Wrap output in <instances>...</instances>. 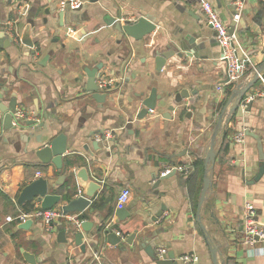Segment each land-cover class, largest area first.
I'll list each match as a JSON object with an SVG mask.
<instances>
[{
    "label": "crops",
    "instance_id": "crops-1",
    "mask_svg": "<svg viewBox=\"0 0 264 264\" xmlns=\"http://www.w3.org/2000/svg\"><path fill=\"white\" fill-rule=\"evenodd\" d=\"M62 1L0 0V31L11 27L16 35L10 45L0 42V102L6 106L12 98L16 101L14 128L3 130L0 114V264H30L27 256L34 264H156L138 247V238L146 235L153 236L157 248L172 252L178 263L194 254V264H213L214 251L217 264H264V240L253 247L240 241L244 203L252 205L257 224L264 228V172L255 180L262 161L254 137L264 156V0H245L234 20V47L254 66H262V80L243 96L251 97L247 107H238L216 136V156L207 173L211 184L199 220L195 210L203 159L230 97L221 47L200 9L206 0H82L80 8L67 5L61 20L57 13ZM209 1L229 25L233 0ZM107 15L121 24L147 17L155 29L134 40L106 24ZM28 23L31 38H38L33 55L20 43ZM183 42L188 46L184 52ZM168 47L178 48L182 56L174 53L157 71L154 54ZM46 55V64L40 65ZM99 62L96 83L106 94L102 103L86 92L84 72ZM251 72L246 63L238 82L252 78ZM182 91L190 95L176 103L175 95ZM152 96L153 109L137 119ZM169 106L174 110L168 111ZM241 130L253 135L234 142ZM58 133L66 136L68 147L61 171L35 153ZM94 141H100L98 149ZM184 166H190L187 174L176 170L162 177L166 169ZM82 167L101 187L83 213L69 214L83 215L81 223L92 224L89 233L80 227L72 230L63 218L52 231L39 220L27 229L5 222L7 216L40 206L36 198L17 205L20 191L37 178L55 185L50 192L63 195L53 207L61 209L81 194L75 172ZM123 189L130 196L119 204ZM121 207L128 211L123 221L114 214ZM161 207L164 211L155 218ZM61 231L65 243L58 239ZM107 231L120 241L108 244ZM75 232L83 233L84 251L74 243Z\"/></svg>",
    "mask_w": 264,
    "mask_h": 264
},
{
    "label": "water",
    "instance_id": "water-1",
    "mask_svg": "<svg viewBox=\"0 0 264 264\" xmlns=\"http://www.w3.org/2000/svg\"><path fill=\"white\" fill-rule=\"evenodd\" d=\"M96 0H90V2H95ZM69 2L66 1L65 5L61 8V10L57 13V17L59 19H63V16L67 13L69 10ZM80 8V7H78ZM105 22L108 25H113L114 29L117 32H123L127 36L133 38L134 40H140L142 37L150 34L155 29V24L148 19L147 17H141L136 21L133 22H127L125 21L123 24H121L119 21H116L115 18L106 16ZM60 26H63L62 23H59ZM230 29L229 32L232 34L234 32L235 27V21L232 20L230 22ZM30 29H31V23L26 24L24 27L22 34L20 36V43L26 47H28L31 50V54L33 55L35 53V45L38 41V38H31L30 36ZM0 42H6L8 45L11 44V39L7 37L4 32L0 31ZM183 46V52L187 49L188 46H185V42L182 44ZM185 47V48H184ZM180 56H182L181 50L179 51L178 48L173 49L168 47L167 50L164 51H157L154 54L155 59V68L157 71H160L165 60L168 59L170 56H172L174 53H176ZM220 58H222V49L220 51ZM49 56L46 55L40 60V65H45L46 61L48 60ZM264 65V62H263ZM102 68V63L99 62L96 64V66L92 69L84 68V72L86 74L87 80H86V92L90 93L92 98H94L98 103H102L105 99L106 94L103 93L98 89L97 86V79L100 78V69ZM262 66H259L256 68V73L251 72V77L249 80L240 81L238 82L234 89L232 90V93L230 97L228 98L225 106L223 107L221 114L216 122V125L213 129L209 147L207 150V154L204 161V175L202 178V187L200 189L198 201L196 204V210H195V217L199 220L200 217V210L201 205L204 201L205 194L207 190L210 188V179L207 175L209 170L214 164L216 152L214 150L216 136L219 131L222 130V123L228 124V122L231 119V116L236 112L238 108L239 102L242 100L243 96L248 92V90L256 83L258 79V74H261L262 72ZM227 81V78L225 79V82ZM194 93V92H192ZM189 93L187 91H182L179 94L175 95L174 101L176 103H179L183 98L189 97ZM2 98V95L0 94V99ZM153 100L154 96H152L149 100L143 102V108L140 110V112L137 114V119L143 118V116L147 113L148 110L153 109ZM15 99H11L10 102L4 106L0 102V114H2V128L3 130H11L13 127L12 125V117L13 112L15 111ZM168 111L174 110L173 106H169ZM44 116V115H43ZM169 117V116H168ZM45 118V116H44ZM43 124L38 125V129L41 128ZM225 131H222V135H225ZM245 135L252 136L253 134L250 133L248 130L245 131ZM258 142V150L261 153L260 160L262 161L261 166L259 167L258 174L255 177V180H258L262 173L264 172V156L262 155L261 151V145L259 139L254 136ZM100 140H104V136L101 137ZM100 145V141H94L92 143L93 148L98 149ZM67 147V138L63 133H58L57 135L46 139V144L42 147L36 150V155L44 162H50L52 163L55 168L58 171H61L62 168V156L66 153ZM260 155V154H259ZM175 169L172 171L164 174L162 177H169L175 173ZM76 182L78 187L81 189V194L78 195L76 198H73L68 201L67 204L61 206V210L64 214L68 213H83V211L90 206L91 201L90 198L93 197V194L100 189V185L98 183L93 182L84 167L79 168L75 172ZM55 185L52 187H49L48 182L43 178H37L30 182L28 185H26L19 193L17 198V205L22 206L27 202L33 201L34 198L37 199L40 203V207L42 210H48L54 207L60 200L62 199V194H56L50 192L51 189H54ZM66 191L70 190V187L67 186ZM164 211V207H161L159 212H157L156 217L158 218L162 212ZM115 216L118 220L123 221L128 216V211L126 208L121 207L115 210L114 212ZM32 224L31 220H26L22 223H20V227L22 229H27ZM80 228L82 232H90L92 228V224L90 222H82L80 225ZM82 232H75L73 235L74 243L76 246H79V248L84 251L85 244L83 243V233ZM106 241L110 245H115L120 241V238L116 236L114 232H106L105 235ZM134 238V233L130 234V236L126 240V244H131L132 239ZM58 239L59 241L65 243V232L61 231L58 233ZM153 236L152 235H146L141 236L138 238L137 243L138 247L141 249H144L145 252L150 256V258L154 259L156 264H182L177 262V259L172 254V252H163L161 255H158L155 244H153ZM147 242V244H145ZM145 244V245H144ZM213 253V264L216 263V257ZM26 262L30 264H34L35 260L32 256H27L25 259Z\"/></svg>",
    "mask_w": 264,
    "mask_h": 264
},
{
    "label": "built area",
    "instance_id": "built-area-1",
    "mask_svg": "<svg viewBox=\"0 0 264 264\" xmlns=\"http://www.w3.org/2000/svg\"><path fill=\"white\" fill-rule=\"evenodd\" d=\"M68 1L70 5L77 8L82 4V0H63L61 5H64ZM245 0H233L234 12L232 15L233 20H237L243 9V4ZM200 9L203 13L205 21L212 26L214 29L218 43L222 49V59L226 63V78L227 84H237L239 78L244 70V65L247 63L251 68L252 73H256V66L251 63V60L247 56H240L236 48L234 47L235 35L234 32L231 34L229 32L230 25L224 23L215 9L214 5L209 1H203L200 5ZM6 36L16 41V35L14 34L11 27L2 30ZM258 79H261V74H258ZM262 80V79H261ZM100 87L103 85L100 84ZM221 91V88H218ZM264 96V93L261 94ZM251 97L243 98L238 107L243 109L246 108ZM17 117L21 114L16 113ZM244 138V130L238 132L234 137V142H242ZM175 170H180L182 173L187 174L190 166H184L180 168H174ZM170 172V169H166L162 174ZM130 196V191L128 189L121 190L117 201L119 204H124L128 201ZM243 229L241 236V243L245 246L253 247L259 242L264 240V228L260 227L255 219V211L250 203L246 202L243 204ZM65 219V222L70 224L72 230H76L80 227L81 219L79 215L64 214L60 208H51L48 210H42L38 204H34L31 210L28 211H18L14 216H7L5 222H16L22 223L26 220H39L46 231H52L54 226H56V221L60 219ZM165 252L162 248H158L157 253L161 255ZM182 264H194L197 261V256L194 254L185 255L179 258Z\"/></svg>",
    "mask_w": 264,
    "mask_h": 264
},
{
    "label": "trees",
    "instance_id": "trees-1",
    "mask_svg": "<svg viewBox=\"0 0 264 264\" xmlns=\"http://www.w3.org/2000/svg\"><path fill=\"white\" fill-rule=\"evenodd\" d=\"M257 81H258V79H257ZM256 81V82H257ZM256 84V83H255ZM234 87H235V84H227V89H226V97L227 96H229V95H231V93H232V90L234 89ZM199 162L196 160L195 162H194V165H196V164H198ZM193 166V165H192ZM84 216L83 215H81L80 216V218H83Z\"/></svg>",
    "mask_w": 264,
    "mask_h": 264
},
{
    "label": "flooded vegetation",
    "instance_id": "flooded-vegetation-1",
    "mask_svg": "<svg viewBox=\"0 0 264 264\" xmlns=\"http://www.w3.org/2000/svg\"><path fill=\"white\" fill-rule=\"evenodd\" d=\"M104 93V92H103Z\"/></svg>",
    "mask_w": 264,
    "mask_h": 264
}]
</instances>
